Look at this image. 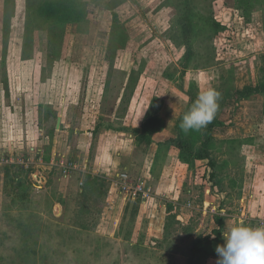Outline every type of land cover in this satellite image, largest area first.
Here are the masks:
<instances>
[{
  "label": "rangeland",
  "instance_id": "obj_1",
  "mask_svg": "<svg viewBox=\"0 0 264 264\" xmlns=\"http://www.w3.org/2000/svg\"><path fill=\"white\" fill-rule=\"evenodd\" d=\"M14 1L5 60L23 113L35 109V164L18 165L17 192L10 182L16 170L6 180L0 176V264H185L191 244L217 229L215 217L223 219V232L264 226L263 150L252 154L247 147L240 157L236 145L218 141L210 150L216 163L211 180L207 161L178 164L155 144L138 145L131 133L154 114L174 136L165 140L163 128L152 143L176 137L181 114L208 88L220 93L212 121L243 123L245 115H235L239 106L230 101H241L235 94L245 88L235 89L241 81L256 88L264 79V0H81L86 21L66 25L62 35L49 24L37 28L28 61L20 54L28 1ZM256 105L264 99L246 107L257 113ZM55 143L59 166L39 167L37 160ZM153 148L154 178L147 180L143 171ZM61 162L76 167L66 178ZM115 173L144 182L150 196L135 205L119 186L111 192L107 179ZM162 174L170 192L158 186ZM86 175L108 181L104 195H81ZM217 259L216 253L203 264Z\"/></svg>",
  "mask_w": 264,
  "mask_h": 264
},
{
  "label": "trees",
  "instance_id": "obj_2",
  "mask_svg": "<svg viewBox=\"0 0 264 264\" xmlns=\"http://www.w3.org/2000/svg\"><path fill=\"white\" fill-rule=\"evenodd\" d=\"M25 7V23L22 34L21 43V59L23 61L32 60L35 56V37L34 32L37 28H42L48 24L59 30L61 35L63 34V29L68 24H82L86 21V14L88 13L86 4L81 0H27ZM4 14L3 25L6 31H3L2 44V57L6 61L8 55V45H9V31L11 32L10 19L14 13L15 1L5 0L4 2ZM187 30L185 24H182V29L184 34ZM52 30V29H51ZM52 32V31H51ZM56 50L51 51V56L54 57ZM238 95V100L249 99L255 94L264 95V79L261 85L254 87H245L242 91H235ZM192 103V102H191ZM191 103L181 114L179 121L176 125V137L169 139L163 143L157 144L159 150H164L167 152L171 146L179 150L178 159L189 166L193 165L196 161L205 162L207 161V166L211 171L209 178L214 180L216 177V163L211 158L210 150L216 146V143L211 137V132L213 128L221 126V123L215 121L210 122L206 127L200 129L199 131H190L185 134L179 127L183 115L188 111ZM164 128L163 121L160 117L148 116L145 118L140 128L133 129L131 133L135 135V141L138 145L149 146L152 144L153 134L160 132ZM198 145V147H196ZM22 168V167H21ZM13 166H5V175L10 174V170L15 169L13 173V178L10 182H16L14 191L19 190L21 183L18 179V174H20L22 169ZM108 185V181L105 179L91 177L86 175L83 182V188L81 195L86 196L91 192H97L100 196L104 195L105 187ZM135 203V202H134ZM140 199H137L135 205H139ZM133 217L136 216V210H132ZM215 225L217 229H213L211 234L208 236L198 237L190 246V250L186 255L185 264H203L207 258L215 256L216 247L224 243L222 233L224 229V222L221 217H215ZM80 228L86 229L85 225L80 224ZM87 230V229H86Z\"/></svg>",
  "mask_w": 264,
  "mask_h": 264
},
{
  "label": "crops",
  "instance_id": "obj_3",
  "mask_svg": "<svg viewBox=\"0 0 264 264\" xmlns=\"http://www.w3.org/2000/svg\"><path fill=\"white\" fill-rule=\"evenodd\" d=\"M4 64L6 68L3 70V72L5 71V74H3L4 77L0 79V160L2 159L3 161H7V162L6 163L0 162V168H1L0 176L2 180H6L5 178H7L5 175V171H6L4 169L5 166L9 167V166L17 165V167H19L18 165H20V166H24L23 168L27 169L29 166H32V164H35V144H36L35 109L31 107L30 109H27L25 113H23V109L21 105L22 102H19L20 99L18 100V98L22 97L21 91L17 83L13 82L14 71L13 72L11 71V73L9 74L8 72L10 70H8L7 68L8 67L7 60ZM10 80L12 83H14L12 84V86H14V90H12L14 93H12L9 90ZM245 80H247L246 77H245ZM249 84L250 83L248 80L241 81V84L237 86V88L235 89L241 90L244 87L250 86ZM250 98L242 99L239 102L234 99L231 101L228 100L230 102H233L236 106H239L235 115L237 116L241 115L240 119L242 120L245 115L246 122L244 121L243 123H237L235 119L234 122L233 121L229 122L230 124L228 126H226L227 124L225 123L224 125L213 128L211 132V137L215 143H217L218 141H223L224 143H227L229 146L235 147L236 145V148L237 147L239 148L240 157L243 156L242 152L246 150L247 147L248 149H252V154L253 153L257 154L256 153L257 150H263L264 152V105L262 107H259V105L258 106L256 105L257 107L255 108V110H257V113H254L255 111L253 112L252 110L250 111V109L246 107V104L257 102L259 99L263 100L264 95L255 94L251 96ZM252 99H256V101ZM20 105H21V109H19ZM258 108L260 109V111H258ZM245 109L247 111H245ZM254 114L256 115L257 119L253 118ZM216 130H219L221 133H216ZM162 132H165V137H164L165 140L168 139L169 137L174 136L173 134L169 132V130H166L165 128L163 129V131L160 132V134H162ZM163 141L160 140L157 142H163ZM65 142L68 143L67 140ZM153 144H155L154 146L157 147L156 143H152L151 146ZM52 145H53V142H52ZM58 145L59 143L57 144L55 143L54 147L53 146L51 147V150L48 155L44 157L41 156L39 161L37 160L39 167H46L50 165L59 166L57 165V163H55L56 162L55 156H57L56 154H58L56 152L59 150ZM231 149L233 150V148ZM154 152H155L154 148L149 151V155H148L149 159L146 160L145 162L147 163V166L145 167V171H143V176L147 180L148 179L152 180L154 178V174L152 172L153 160H154L152 158H153ZM178 153L179 152L177 149L170 147V149L167 151V154L165 156L168 157L174 154L176 158L172 159V161L176 160L178 161V164L185 165L178 159ZM19 156L20 157L22 156V158L18 159L17 157ZM63 156H64V160H66L65 159L66 156L65 155ZM84 161H86L87 164L92 162L90 161L89 157H87ZM21 162L23 164H20ZM196 163H200V161H196ZM97 165H95V167H97ZM223 165L225 167L229 166L228 162H223ZM220 167L221 166H219V168ZM124 169H127V168H124ZM8 170L11 171L15 169H8ZM91 171L93 172V169ZM94 171L97 174H100L99 173L100 170L98 168L97 169L95 168ZM96 173H94L93 175H95ZM119 174L121 173H115L114 174L115 176L113 175L114 176L113 178L114 179L116 178L117 181H114V179H110L109 177L107 179L110 181L112 185L111 192L112 191L114 192L115 190V187H116L115 183L118 182ZM164 176L165 175L162 174L161 177L158 178V181H159L158 186L159 188H162V190H166L170 192L168 186L166 187L167 182ZM172 181H174V179H172ZM232 181L236 185L238 184L236 183L235 179H233ZM79 186L83 187L82 181L79 183ZM166 191H163V192H166ZM152 206H154V203H152ZM154 208H156V205ZM177 219L183 221L180 216H178Z\"/></svg>",
  "mask_w": 264,
  "mask_h": 264
},
{
  "label": "clouds",
  "instance_id": "obj_4",
  "mask_svg": "<svg viewBox=\"0 0 264 264\" xmlns=\"http://www.w3.org/2000/svg\"><path fill=\"white\" fill-rule=\"evenodd\" d=\"M220 93L214 88L200 92L179 125L187 134L206 127L219 107ZM224 243L215 249L216 264H264V226L236 225L222 233Z\"/></svg>",
  "mask_w": 264,
  "mask_h": 264
},
{
  "label": "built area",
  "instance_id": "obj_5",
  "mask_svg": "<svg viewBox=\"0 0 264 264\" xmlns=\"http://www.w3.org/2000/svg\"><path fill=\"white\" fill-rule=\"evenodd\" d=\"M0 162L6 163L7 161H3L2 159ZM20 164H23L22 162ZM60 167L63 170L62 174L63 177L68 176V172L74 170L76 167L70 162H61ZM115 186H119L121 191L123 192L124 199H128L133 203L140 199V203H143L144 199H147L150 194V190L146 188V184L144 182L134 184L132 181L129 180V177L126 173H121L118 175V182L115 183Z\"/></svg>",
  "mask_w": 264,
  "mask_h": 264
},
{
  "label": "water",
  "instance_id": "obj_6",
  "mask_svg": "<svg viewBox=\"0 0 264 264\" xmlns=\"http://www.w3.org/2000/svg\"><path fill=\"white\" fill-rule=\"evenodd\" d=\"M59 125H60V118L57 119V122H56V128L58 129L59 128Z\"/></svg>",
  "mask_w": 264,
  "mask_h": 264
}]
</instances>
